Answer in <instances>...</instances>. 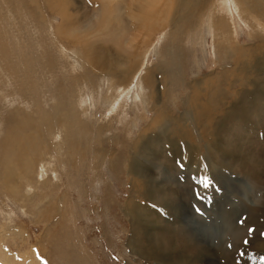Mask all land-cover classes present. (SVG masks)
I'll return each mask as SVG.
<instances>
[{"label":"rangeland","instance_id":"1","mask_svg":"<svg viewBox=\"0 0 264 264\" xmlns=\"http://www.w3.org/2000/svg\"><path fill=\"white\" fill-rule=\"evenodd\" d=\"M81 1L85 32L72 26L77 40L62 41L66 0H0V264H249L264 245V24L244 11L256 0H237L245 19L206 0L183 32L170 22L178 0L158 7L151 29L131 16L139 2L126 0L138 24L118 46L93 18L96 0ZM118 16L115 6L114 32ZM157 65L166 68L153 86L147 71ZM122 69L132 75L114 74ZM187 93L219 104L209 130L189 119ZM164 100L171 119L185 116L180 136L159 125ZM187 154L200 155L208 187L196 167L178 164Z\"/></svg>","mask_w":264,"mask_h":264},{"label":"bare ground","instance_id":"2","mask_svg":"<svg viewBox=\"0 0 264 264\" xmlns=\"http://www.w3.org/2000/svg\"><path fill=\"white\" fill-rule=\"evenodd\" d=\"M34 1V0H32ZM89 1H92V0H83V2L81 1L82 3V6L81 7H84V5H86ZM126 0H117V2L115 0H96V9L94 10V12L92 14H94L95 16L93 18H97L100 22V26L104 25L105 29H111L107 32V35L108 36H111L114 42V44H116L117 46L121 44L122 42V39L124 37V34L127 33L128 29H127V26L129 24H135V26L138 24L137 21H135L134 19H132L130 17V15L128 13H126L124 15V11H123V7H122V4L123 2H125ZM137 2H139V4L137 5V8H138V11H135L134 13L132 12L131 13V16L132 17H135V16H139V18L137 19L138 21H140V26L141 27H146L147 29H151L153 28L155 25H156V16L158 15L159 16V12H157V9L158 7L166 5L167 3H169L170 1L169 0H135ZM206 0H193V5L195 7H191L189 5V0H178V2H176V8L173 11V15H172V18H171V24L174 25L173 29L175 30H179L180 28H182V26H184L182 29H185L186 25L188 24V21H193V18L195 14L199 13V8L201 7V5L204 6V3H205ZM220 2V4L216 7L217 9H221L225 12L228 13V11H230L231 14H233V11L234 10H238L239 12V8H242L241 5H239V2L237 0H218ZM264 1V0H263ZM30 2V1H29ZM66 2H68V4L66 3L67 6H65L64 8H67L68 5L71 6V11H68V10H63V11H59L58 13L61 14L60 18H61V23H60V26L57 28V31L55 33H60L61 34V40L63 41L64 39L68 40L70 38H74V40H77V37L75 34H69V32L71 31V27H73V29H77L78 31L81 30L83 33L85 32L83 29L85 28L84 25H82L86 19H91L88 17V13H84V16H83V20L80 21V17L78 15V13L80 12L79 11V7H77L76 9V0H66ZM80 2V1H79ZM262 2V1H261ZM259 0H256V2L254 3L253 1V4L250 5V3L248 1H246V7H245V10L244 11H248L247 10V7L251 8L253 10V13L250 14V12L252 11H248V14H249V17L254 20V23L255 25H257L258 27V24H264V2L261 3ZM75 3V4H74ZM78 3V2H77ZM248 3V5H247ZM32 4V3H31ZM48 6L50 8H58V6H54L52 5L51 3H47ZM216 4V2H215ZM78 5V4H77ZM25 4H22L21 5V8H25L24 7ZM115 6L117 8V12L119 13V18H117V22H119V26L117 27V31L114 32L113 29L115 28H112V25H113V20H112V15L114 13V10H115ZM118 6V7H117ZM173 7V5H172ZM213 7V6H212ZM16 8V7H15ZM20 8V9H21ZM22 8V9H23ZM87 8V7H86ZM26 9V8H25ZM69 9V8H67ZM81 9V8H80ZM243 9V8H242ZM88 10V9H87ZM21 13H23L24 11L23 10H20ZM202 11V10H201ZM10 12V11H9ZM237 12V11H236ZM54 13V16L56 18H58V15L55 14V11H52V14ZM239 12V16L241 19H245L244 17H246L245 15H243ZM235 14V13H234ZM8 15V14H7ZM21 15V14H20ZM28 14L25 13V17H27ZM219 15V14H218ZM11 16V15H10ZM163 16V15H162ZM161 16V17H162ZM14 17V16H13ZM54 17V18H55ZM128 17L130 20V22L128 21V19L126 18ZM166 17V16H165ZM171 17V15H170ZM167 19H163L164 21H169V18L166 17ZM96 19V20H97ZM217 19V18H216ZM235 19V18H234ZM162 20V19H161ZM208 20V19H207ZM54 21V20H53ZM212 21V20H210ZM215 21V20H214ZM98 22V23H99ZM48 23V21H47ZM46 23V24H47ZM49 25V24H48ZM117 25V24H116ZM115 25V26H116ZM82 26V27H81ZM252 26H254L252 24ZM81 27V29H79ZM102 28V27H101ZM97 29V26L96 28ZM93 29V30H95ZM100 29V28H99ZM264 29V28H263ZM60 30V31H59ZM66 30V31H65ZM116 30V29H115ZM180 32H183V30H179ZM177 31V32H179ZM89 32H91L89 30ZM114 32V33H113ZM236 33V32H235ZM66 34V36H65ZM88 34V33H86ZM223 40V39H222ZM55 41V40H54ZM73 41V40H72ZM135 41V36H133L132 39H130V41L128 42V45L129 43H134ZM67 43V41H66ZM70 44V43H69ZM72 44V43H71ZM70 44V45H71ZM127 44V43H126ZM125 44V45H126ZM130 44V45H131ZM132 47V46H130ZM79 49V48H78ZM83 48H81L82 50ZM88 49V48H87ZM118 49V47H117ZM124 49V47H123ZM121 49V50H123ZM173 48H171L172 50ZM263 53H264V49L261 48ZM260 50H256V52L253 54L254 57H250L251 59H259V53H260ZM84 50V49H83ZM127 50V48H126ZM175 50V49H173ZM1 51V50H0ZM89 52L92 53L93 57L95 56V52H94V48L91 49H88V54H90ZM77 53V52H76ZM82 54V53H81ZM80 54V55H81ZM85 54V53H84ZM83 54V55H84ZM81 58H85V56H80ZM86 55V54H85ZM90 55V56H92ZM78 56V54L75 56V58ZM178 56V55H177ZM75 58H72L75 60ZM116 59H121V60H124V59H127L126 57H124V55L122 56V54L120 52H117V57H115ZM175 58V56H174ZM129 59V58H128ZM91 60V59H90ZM99 61L98 58L93 59L91 60V64L94 65V62L95 61ZM240 60H245L244 58H240ZM263 60V59H262ZM259 61V60H258ZM77 62V61H75ZM127 61L124 60V65L127 66L128 63H126ZM134 62V61H133ZM78 63V62H77ZM112 64V63H111ZM110 65V63H109ZM107 65V66H109ZM130 65H132L130 63ZM129 65V66H130ZM143 65V64H142ZM173 65V64H172ZM102 66V65H101ZM133 66V65H132ZM131 67V66H130ZM128 68V66H127ZM166 68L165 65H157L156 67H152L151 69H149L147 71V76L149 75L150 76V83H152V85L154 86L155 85V81L153 80V76L158 74V73H162L164 71V69ZM178 68V67H177ZM108 69V68H107ZM125 69H122V70H115L114 71V74L117 75V76H122L124 78L128 77L130 74L132 75L131 71H123ZM170 73H173L175 72L174 68H172L170 66V70H169ZM178 72V71H177ZM163 74V73H162ZM182 74V73H181ZM124 75V76H123ZM138 73H133V76H137ZM166 75V74H165ZM180 75V74H179ZM160 76V74H159ZM167 76V75H166ZM169 76V75H168ZM181 76V75H180ZM146 78V77H145ZM178 78V77H176ZM174 78V80L176 79ZM181 78V77H180ZM164 80V79H163ZM144 81L146 82V79H143V81L141 80V82L139 83V86H141L142 90L144 89V87L146 88L145 86V83ZM203 82V81H202ZM168 83V81H167ZM206 83V81H205ZM183 83H181L182 85ZM203 84V83H202ZM210 84V83H209ZM166 85V84H165ZM174 85V84H172ZM169 86V85H168ZM185 86V84H184ZM163 87V86H162ZM175 87V86H174ZM173 87V88H174ZM178 88V87H177ZM128 90H131L132 87L128 86L127 87ZM155 89V88H154ZM190 89V88H189ZM125 90V89H124ZM164 90V89H163ZM169 90V89H168ZM176 92V91H175ZM166 93L168 94L167 90L165 91V96H166ZM151 94V92H150ZM218 94V93H217ZM152 95L154 97L155 95V98L157 99V95H156V92L155 90L152 91ZM151 95V96H152ZM142 95L139 94V93H136V95H134V98L135 99H140ZM144 97V96H143ZM198 98H196L194 95L190 94V93H187V95L184 97L185 101L183 102L184 105H188L187 108H188V112H189V109H190V114L191 116L189 117V119L192 121L194 120L195 121V124L199 127V130L202 132L205 130V126L206 125L208 128L207 130H209V128L212 126L213 122H214V118H213V113L211 111V108H216L217 103H215L210 97H202V96H197ZM228 98V97H227ZM181 99V98H180ZM183 99V98H182ZM218 99H221V96H218ZM229 99H227L228 101ZM168 101V100H167ZM159 102V101H158ZM120 103V101H119ZM191 103V106H189V104ZM124 105V104H123ZM126 106V105H125ZM124 106V107H125ZM164 107L163 109L161 107ZM160 107V112L158 111L157 113V117L160 116V119H159V122L160 124L159 125H163L165 131H171L172 129L180 136L182 135V133L180 132V129H178L175 125V122L177 121H180L181 119L185 118V116L182 114L180 117L178 116V114H176V117L175 119H171L172 116H173V112L171 111V113L169 112L170 111V108L168 107L166 101L164 100V102L162 103H158V108ZM157 108V109H158ZM186 108V109H187ZM178 116V117H177ZM165 120H168L166 123L164 122ZM53 121V120H52ZM55 121V120H54ZM157 121L156 119L153 120V122L151 124H149V127L148 129H150V132H156L158 131V127H157ZM51 128V127H50ZM148 133H149V130H147ZM199 136L200 138L202 139L201 137V134L199 133ZM15 157V154H10L9 155V164H5V178L8 177V175H10L14 169H13V159ZM30 158V157H28ZM31 158L28 159V162L30 163L31 161ZM182 162L178 163L180 166H183V167H187L188 165H191L194 167H196V174H198V179L200 181V183H202L203 186H205V184L202 182L203 178L205 177L202 173H201V166H200V161H201V157L199 154H195V155H191V154H187L185 156L182 157ZM35 164V163H34ZM4 165V164H3ZM29 165V164H28ZM173 166V165H172ZM143 168V173H145L146 171H148V168H145V167H142ZM185 169V168H184ZM195 171V170H194ZM192 173V172H191ZM195 173V172H194ZM135 178V177H134ZM137 179V177H136ZM205 187H208V186H205ZM138 189V188H137ZM136 189V190H137ZM139 193L142 194L143 196H145V191H146V187H140L139 189ZM137 190V191H138ZM156 200V197L154 196L153 198V201ZM144 206H146L144 204ZM143 206V208H144ZM147 210V209H145ZM141 214V213H140ZM133 218H135L138 222H143V217L142 216H136V214L133 216ZM264 245L263 246H257V247H253L251 248L250 252H249V255H248V261H249V264L251 262H254L256 264H264ZM35 261V260H34Z\"/></svg>","mask_w":264,"mask_h":264},{"label":"snow or ice","instance_id":"3","mask_svg":"<svg viewBox=\"0 0 264 264\" xmlns=\"http://www.w3.org/2000/svg\"><path fill=\"white\" fill-rule=\"evenodd\" d=\"M181 162H182V161H181ZM202 182L205 184V186H209V182H208L207 177H204L203 180H202ZM238 223H240L241 225H243V223H244V218H242L241 220H239ZM253 231H254V229L249 228V230H248L249 235H251V233H252ZM244 243L247 244V240H245ZM240 255L243 256V255H244V252L241 251V252H240ZM262 259H264V258H262Z\"/></svg>","mask_w":264,"mask_h":264},{"label":"crops","instance_id":"4","mask_svg":"<svg viewBox=\"0 0 264 264\" xmlns=\"http://www.w3.org/2000/svg\"><path fill=\"white\" fill-rule=\"evenodd\" d=\"M202 97H205L206 98V97H209V96L207 95V96H202ZM210 98L213 99V95ZM221 101L224 102L225 100H221Z\"/></svg>","mask_w":264,"mask_h":264}]
</instances>
